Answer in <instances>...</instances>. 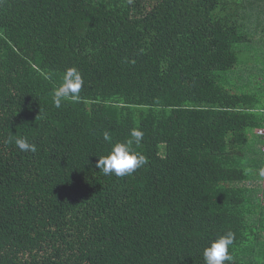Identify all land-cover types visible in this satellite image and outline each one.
Listing matches in <instances>:
<instances>
[{
  "label": "trees",
  "instance_id": "trees-1",
  "mask_svg": "<svg viewBox=\"0 0 264 264\" xmlns=\"http://www.w3.org/2000/svg\"><path fill=\"white\" fill-rule=\"evenodd\" d=\"M247 2L0 0V264H204L228 231L225 264H264V93L225 76ZM72 67L80 100L57 109ZM133 128L148 163L104 175Z\"/></svg>",
  "mask_w": 264,
  "mask_h": 264
},
{
  "label": "clouds",
  "instance_id": "clouds-1",
  "mask_svg": "<svg viewBox=\"0 0 264 264\" xmlns=\"http://www.w3.org/2000/svg\"><path fill=\"white\" fill-rule=\"evenodd\" d=\"M84 84L81 73L75 68H68L63 74L62 82L53 90L52 100L55 108L59 109L65 102H79L80 90ZM144 133L137 128L130 132V139L123 143H115L111 151L106 156L98 158L95 167L104 175H115L124 177L131 175L137 169L142 168L148 163L146 156L134 150L133 145H140ZM105 141H110L109 133L103 134ZM8 143L15 144L21 152L36 153L37 147L30 143L25 137L9 136ZM264 177V169L260 172ZM235 241V234L231 231L210 241L209 245L203 250L204 264H225L231 262L233 256L230 248Z\"/></svg>",
  "mask_w": 264,
  "mask_h": 264
},
{
  "label": "rangeland",
  "instance_id": "rangeland-1",
  "mask_svg": "<svg viewBox=\"0 0 264 264\" xmlns=\"http://www.w3.org/2000/svg\"><path fill=\"white\" fill-rule=\"evenodd\" d=\"M251 5L250 9H245L242 16L241 27L242 33L246 34L250 43L238 46V50L243 49V53L239 55V63L236 68L226 73V80L235 92L240 93H264V0H247ZM226 88H230L227 82L223 83ZM251 135L252 142H256L257 138L261 137L257 131H253ZM257 143V142H256ZM260 145V144H259ZM257 145V146H259ZM261 148V145L259 146ZM252 181L247 183L251 186ZM255 185V183H254ZM263 184H260L262 187ZM261 196L262 203L264 204V196ZM258 196V197H259Z\"/></svg>",
  "mask_w": 264,
  "mask_h": 264
},
{
  "label": "built area",
  "instance_id": "built-area-1",
  "mask_svg": "<svg viewBox=\"0 0 264 264\" xmlns=\"http://www.w3.org/2000/svg\"><path fill=\"white\" fill-rule=\"evenodd\" d=\"M257 134L264 138V128L257 130ZM263 152H264V149H263Z\"/></svg>",
  "mask_w": 264,
  "mask_h": 264
}]
</instances>
